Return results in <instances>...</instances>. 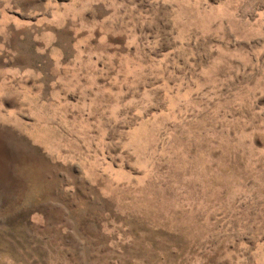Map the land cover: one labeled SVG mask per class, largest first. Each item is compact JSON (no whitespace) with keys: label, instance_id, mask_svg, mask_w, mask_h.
Returning <instances> with one entry per match:
<instances>
[{"label":"rangeland","instance_id":"1","mask_svg":"<svg viewBox=\"0 0 264 264\" xmlns=\"http://www.w3.org/2000/svg\"><path fill=\"white\" fill-rule=\"evenodd\" d=\"M0 264H264V0H0Z\"/></svg>","mask_w":264,"mask_h":264}]
</instances>
